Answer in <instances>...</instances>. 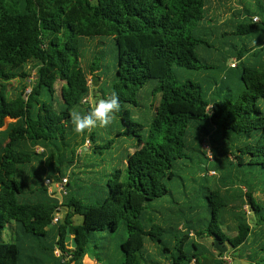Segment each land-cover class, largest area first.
I'll return each mask as SVG.
<instances>
[{"label": "trees", "instance_id": "1", "mask_svg": "<svg viewBox=\"0 0 264 264\" xmlns=\"http://www.w3.org/2000/svg\"><path fill=\"white\" fill-rule=\"evenodd\" d=\"M208 1L0 0V232L9 227L17 234L14 242H0V264H83L86 256L105 264L109 246L100 245L97 237L115 234L121 226L127 238L119 245L120 264H224L217 246H229L252 264H264V206L254 196L264 194V39L240 49L226 43L237 60L229 73L227 56L219 55L214 65L208 50L216 43L211 45L210 28L204 23ZM245 14L232 24L234 35L264 32V12L247 9ZM254 16L262 21L254 23ZM226 36L222 32V38ZM97 39L103 47L105 40L111 43L110 49L98 46L85 61V41ZM210 70L222 75V82L208 91L200 82L180 79L181 72ZM103 76L111 78L101 85ZM90 78L101 98L113 90L118 93L121 109L115 120L128 127L135 125L130 108L140 106L145 87L156 82L152 96L159 98L146 136L138 137L125 170H115L113 180L95 185L93 191L78 187L75 194L70 169L77 167L79 150L89 140L88 154L102 156L119 137L112 124L106 127L112 139L103 138L98 128L84 135L72 129L71 111L90 109L83 104L91 96ZM204 138L215 151L228 154L225 162L238 181L213 185L204 174ZM92 162L89 167L97 166ZM35 163H47L46 171L56 182L69 177V193L61 205L49 198L42 175L33 182L27 176V168ZM189 164L198 169V179L202 177L206 203L187 196V183V200L168 187L180 171L191 174ZM190 181L198 182L194 176ZM238 182L245 193L230 191H238L235 196L221 189L227 188L221 183ZM168 197L170 203L164 201ZM237 197L245 198L254 226L235 214L236 229L226 225L223 214L235 207ZM158 203L181 207L165 215V206L160 209ZM61 207L66 215L55 224ZM203 213L205 218L194 221ZM254 229L261 231L255 235L258 240ZM191 233L210 246L195 243ZM68 236H74L75 248L68 247ZM148 245L156 248L158 259ZM190 248L195 253L189 254Z\"/></svg>", "mask_w": 264, "mask_h": 264}, {"label": "rangeland", "instance_id": "2", "mask_svg": "<svg viewBox=\"0 0 264 264\" xmlns=\"http://www.w3.org/2000/svg\"><path fill=\"white\" fill-rule=\"evenodd\" d=\"M237 1H242V0H237ZM234 0H232V4H234ZM243 5L244 6H248V9L250 11H252L253 13H263L264 12V0H243ZM223 19H225V16H218L216 19L212 20L218 25L219 22H221ZM241 22L242 20L238 19V22ZM214 22H209L210 25H206L207 27L210 26L209 28V36H207L208 39H210V43L211 45L214 46V48L218 49V50H214L210 49L208 57H210L212 60V63L214 65H217L218 62H216L215 57L217 58L219 55H224L228 57V61L226 62L227 64L233 63L236 60V57L232 54H230L228 52V48L226 43L232 44L237 46V48H242L244 44L248 45V47H254L256 46L261 40L264 39V32L263 30H257L256 33H254L251 36L248 37H244L243 36H236L233 33L236 31V27L233 25H229L225 28V26L218 28L217 25L214 24ZM235 22H237V19H235ZM222 32H226V37L222 38ZM101 40H86L85 41V55H86V59L85 61H89L92 58L93 52L95 50H97L96 47L98 46H102V48L105 49V51L107 52L110 47H111V43H109L108 41L105 40L106 46L103 47V45L101 44ZM207 50V49H206ZM232 50H235L234 48ZM211 52V53H210ZM206 54H204L205 57ZM108 56V55H107ZM107 64H109L111 66V62H110V57H107ZM236 72V71H235ZM110 76H103V81L101 82V85L104 82L110 81ZM180 79L183 81H193L196 83H201L202 86L204 87V89L206 91L210 90L211 88H216V84L215 82H222V75L220 76L219 73L215 70H210L207 71L205 73L202 72H196V71H185V72H181L180 73ZM13 86L17 85V82L14 81L11 83ZM230 85L232 86L233 83L230 81ZM61 85L58 86V89L60 90ZM157 87V83L156 82H152L150 85H148L147 87H145L141 93L139 94V102H140V106L139 107H131L130 111L131 114L134 115V117L132 118V123L135 124L133 126H127V125H122V123L118 120H115L112 122V125L117 126L115 128V130H113L112 132L116 133V135L119 134V137H117L115 145L113 146V149L111 151L105 152L104 155L100 156V155H90L86 154L85 150L83 149L84 146H86L89 150L90 146H92V143H90V141L88 140L85 145L83 146V148H81L78 152V163L76 164V168H75V172L72 174L71 176V185H72V191L76 194V192H78V187L83 188L82 191H87L89 188L92 189V191L95 189V185H103L105 184L106 181H108V179H114L112 174L115 170H125V166H126V162L129 159L130 156H132L134 154V152L136 151V144L138 143V137L141 138H145L146 136V130H147V126L150 124V122L153 119V116L155 114L156 111V106H157V97L159 98L158 95H156V98H153L152 93L155 90V88ZM234 88V87H233ZM30 90H28L29 92ZM102 97V93L100 91V88H96L95 86H92L91 88V96L89 99V106L91 105V102L94 100H98ZM7 122H11V120H7ZM101 129V128H98ZM107 128H103L100 130V132L103 134V138H111L112 139V135L110 134V132L108 130H106ZM95 130V129H94ZM94 130H92L90 133H92ZM108 131V133H107ZM89 133V134H90ZM122 133L126 134L124 136H120ZM80 141V139H79ZM98 143L100 145H103L105 142L103 140H99ZM211 150L212 154H209V151ZM215 145L211 142V140L209 138H204L203 142H202V151L205 153V158H203V160L205 161V163L207 164L205 167V170L207 168L208 171H205L204 174L208 177V178H215V180L218 181V184L220 182H232L234 180H237V177L235 175H233V173L235 172L232 169V173L230 172V167L228 166V163H226L225 161L228 159V154H224L219 148H217V151H215ZM39 152L41 153V149H39ZM91 157V158H89ZM93 160V164H96L97 166L95 167H89L91 165V161ZM89 165V166H88ZM190 165V164H189ZM194 164H191V168L188 169L189 173H191L190 175H188L187 171H180L178 174H180L179 178L176 179V181L174 183H169L168 187L170 190L173 191V193L176 195L177 198H182L183 200H187L183 197V193L185 192L184 189V184H186L187 187V196L190 197H194L195 201H199L201 202V204H203V202L206 203V200L204 198V195L208 194L206 189H204L203 187L204 182L201 181L202 177H200V179H198V169L195 167L193 168ZM88 166V167H87ZM249 169V168H248ZM252 169V168H251ZM250 169V170H251ZM195 170V171H194ZM242 170V168H241ZM250 170H248V172H250ZM88 172V173H87ZM92 172V173H90ZM215 172L216 175H212L211 173ZM186 175H185V174ZM191 176H194V180H197V183H192L190 181ZM238 176L240 178L243 177V175L238 174ZM253 175H249L248 178H252ZM225 177V179L223 178ZM223 179V181H222ZM184 180V181H183ZM190 182V183H189ZM225 185L227 188L221 186V189H223L222 191L225 192H230V191H235L237 190H243V188H240V183H230V184H223ZM261 180H259V186L261 187ZM94 185V186H93ZM210 186V185H209ZM80 192V191H79ZM237 193H239L238 191L235 193L230 192V194H234L235 196H237ZM56 197L58 199L55 200H59L58 202H64V199L62 200L61 196L59 195V193L55 192ZM257 198V200L259 202H263V206H264V194H261L260 192H258L255 196ZM167 203H170L171 198L168 197L167 199L164 200ZM181 201V200H180ZM167 203H158L156 204V207H159L160 209H163V205L165 206V215H170L172 214L173 211H178V209L181 206H177V205H169ZM166 204V205H165ZM179 205V204H178ZM233 205H235V207L230 208V210L228 209L227 212H225L223 214V218L225 220V223L227 226H229L230 228H232L233 230L236 229L235 223H233V219H232V215L235 214L236 216H244L246 218L249 219V222L251 224V226H254V222H253V215L250 214L251 210L249 209V207L245 204V198H236V200H234ZM171 207V208H170ZM168 208H170L168 210ZM66 209L64 207H61L59 209V219L61 220V222L64 219V216L66 215ZM206 217V214L203 213L202 215H198L194 221L197 220V218H199V221L203 218ZM75 222L77 224H80L82 222V218L77 216L75 218ZM9 227H7L5 230H3L2 232H0V242H14L15 240H17V234L15 232H11L9 229ZM224 232L227 234L228 231L225 227V229L223 228ZM258 233H261V231L259 230H255L253 232V237L255 235H257ZM228 236H232L229 233L227 234ZM252 237V238H253ZM256 239L258 240V236H255ZM99 239V244H105L109 246V250H108V256L109 259L105 261V264H120L121 263V257H120V252H119V245L122 244L125 239L127 238L126 232L124 230V227L121 226L119 231L115 234H105V235H101L99 234V236L97 237ZM193 238H195V236H193ZM260 238V237H259ZM197 240V239H195ZM201 244H203L204 246L209 247V243H206L205 241H201ZM99 245V246H100ZM209 245V246H208ZM69 248H72L71 246ZM218 249V251H222L223 252V256H222V260L224 262V264H242L243 262H248L249 264H252V262H250V260L248 259V256L243 252H234V250H232L229 246H217L216 247ZM147 249L149 250V252L153 255V258L156 260L158 259V257L156 256V248L154 246H147ZM228 250L231 252V254H227ZM217 256L219 255L217 252L215 253ZM225 256L227 257V259H225ZM94 259L93 257L91 258V260ZM229 259V261H228ZM95 260V259H94ZM85 262H87V264H90L89 261L87 259H85Z\"/></svg>", "mask_w": 264, "mask_h": 264}, {"label": "crops", "instance_id": "3", "mask_svg": "<svg viewBox=\"0 0 264 264\" xmlns=\"http://www.w3.org/2000/svg\"><path fill=\"white\" fill-rule=\"evenodd\" d=\"M235 2H234V4H232V0H209L208 1V3H207V7H206V11H207V20L204 22V23H206V25H210L209 24V22H214L213 20H212V18L213 19H216L218 16H225V19H223L221 22H219L218 23V25L217 24H215L216 23V21L214 22V24L215 25H217L218 26V28H221L222 26L224 27L225 26V28L227 27V26H229V25H234L235 23H240V21L238 22V19L240 20H242L244 17H246V14H245V11L248 9V6L246 5V6H244L243 5V0L242 1H237V0H234ZM235 19H237V22H235ZM208 27H210V26H208ZM221 57V56H220ZM217 58L215 57V59L214 60H216ZM233 60H236V59H233ZM237 61V60H236ZM230 62L227 64V63H225V66H226V70H228V68L230 67ZM230 71L228 70V73H229ZM233 75V74H232ZM84 150H85V152H86V154H88V151L89 150H87L88 148L86 147V146H84V148H83ZM38 153H40V152H38ZM89 155H91V154H89ZM44 162V161H43ZM46 162V161H45ZM28 170H27V176L30 178V180H31V182H33L34 180H36L35 178L37 177H40L41 178V175H42V177L44 178H42L43 179V185H44V187H45V180L46 179H50V180H54V179H52L49 175H48V171H46V169H47V163H35V164H33L32 166H30V167H28L27 168ZM75 170V169H74ZM72 171L71 169H70V172H75V171ZM69 172V173H70ZM88 173V172H87ZM211 182H212V184L213 185H216V184H218V181L217 180H215V178L213 179V178H211ZM256 184H257V186H259L258 184V182L256 181ZM104 185V184H103ZM46 188V187H45ZM47 189V194H48V196H49V198H52V199H58V198H55L56 197V195H50V190L48 189V188H46ZM247 190H246V188L245 187H243V192L245 193ZM55 193V192H54ZM258 192H256L255 193V195L254 196H256V194H257ZM261 193V192H260ZM261 194H263V193H261ZM256 198V197H255ZM257 199V198H256ZM59 201V200H58ZM60 204H61V202H59ZM179 229H181V228H179ZM193 234L191 233V235H190V237H191V240H193L195 243H200L201 244V241L200 240H198L196 237L195 238H193ZM71 237V239H74V236H70ZM195 239H197V240H195ZM206 243H209V245L211 244V242H207V241H205ZM190 243V242H189ZM173 244H177V242L176 241H174L173 243H172V245ZM201 245H203V244H201ZM208 245V246H209ZM207 247V246H206ZM156 252H157V250H156ZM189 254L190 253H195V251H193L191 248L189 249ZM222 252V251H221ZM85 259H87L88 261H89V263L90 264H98V262L97 261H95V260H91L90 259V257L89 256H86L85 258H84V261H83V264H87V262H85Z\"/></svg>", "mask_w": 264, "mask_h": 264}, {"label": "clouds", "instance_id": "4", "mask_svg": "<svg viewBox=\"0 0 264 264\" xmlns=\"http://www.w3.org/2000/svg\"><path fill=\"white\" fill-rule=\"evenodd\" d=\"M120 109L119 95L113 90L104 98L92 101L88 111H71L70 120L72 129L75 134L84 135L97 128H106L112 124L115 119V114ZM208 151L209 154H212L211 150Z\"/></svg>", "mask_w": 264, "mask_h": 264}, {"label": "built area", "instance_id": "5", "mask_svg": "<svg viewBox=\"0 0 264 264\" xmlns=\"http://www.w3.org/2000/svg\"><path fill=\"white\" fill-rule=\"evenodd\" d=\"M262 21V18L261 17H259V16H254L253 17V22L254 23H260ZM236 65H237V61H235V62H233V63H231L230 64V66L232 67V68H235L236 67ZM89 85L91 86V88H92V81H91V78H90V81H89ZM89 99H90V97H88V98H86L84 101H83V104H86V105H89L88 103H89ZM41 151L43 152V149H41ZM38 152H39V149H38ZM41 152V153H42ZM212 175H216V173L215 172H212L211 173ZM45 187L46 188H48L49 190H50V195H55V193L54 192H58L59 193V195L61 196V198H62V200H63V198H65L67 195H68V193H69V191H68V189H67V187H68V184H69V177H64L61 181H59V182H56V181H54V180H50V179H46L45 180ZM61 204H62V202H61ZM60 204V205H61ZM59 214H56V217H55V219H54V223L56 224V223H58L59 222ZM55 254H56V256H58V257H61V255H62V253L59 251V250H56V252H55ZM221 260H222V257L220 258ZM225 259H227V257L225 256ZM223 261V260H222ZM228 261H229V259H228ZM195 263V260H193V262H192V264H194ZM230 264V263H229Z\"/></svg>", "mask_w": 264, "mask_h": 264}, {"label": "water", "instance_id": "6", "mask_svg": "<svg viewBox=\"0 0 264 264\" xmlns=\"http://www.w3.org/2000/svg\"><path fill=\"white\" fill-rule=\"evenodd\" d=\"M67 243H68V247H72L75 248L76 247V242L74 241V239H71L70 236L67 237ZM242 264H249L248 262H243Z\"/></svg>", "mask_w": 264, "mask_h": 264}]
</instances>
